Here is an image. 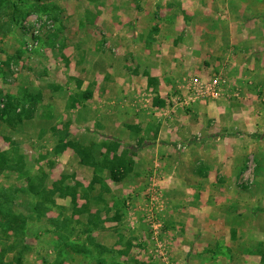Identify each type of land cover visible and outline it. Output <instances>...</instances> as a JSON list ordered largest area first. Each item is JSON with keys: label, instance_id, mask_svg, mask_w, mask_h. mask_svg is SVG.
<instances>
[{"label": "rangeland", "instance_id": "rangeland-1", "mask_svg": "<svg viewBox=\"0 0 264 264\" xmlns=\"http://www.w3.org/2000/svg\"><path fill=\"white\" fill-rule=\"evenodd\" d=\"M28 1L34 0H25V3ZM260 1L186 0L182 5L187 3L184 9L190 10L189 13L195 8L187 5H206L210 11H203L204 16H212L215 7L227 5L229 19L242 25L239 20L249 17ZM177 3L178 0H41L36 4L35 13H28L31 9L28 5L14 12L11 7L14 0H0V154L8 162L0 173V187L21 188L27 192L31 183H40L46 188L55 184L65 192L61 197L55 196L56 206L45 215L27 218L23 225L18 222L22 226L19 235L15 236L11 230L0 232L5 248H10L5 257H0L1 261L14 264L13 255L17 256L24 247L21 264H100L99 259L102 264H210L197 258L192 246L193 234L184 235L179 216L184 204L179 202L173 206L166 200L163 188L168 176L158 171L160 163L152 169H157L156 172L148 164L143 180L127 179L115 184L104 165L107 159L100 153L107 150L112 154L108 163L124 168L123 176L131 175L137 139L117 141L104 137L117 131L103 116L107 112L115 116L124 114L126 118L133 115L141 122L140 117H149L140 114L141 111L133 113L132 107L128 108L131 113H125L118 107L120 97L116 91L110 96L113 107H107L112 101L107 100L106 94L98 100L95 92L99 90L101 94L100 90L105 89L102 83L95 85L92 79L100 76L109 62L117 66V57L131 54V58L154 57L155 51L160 52V46L157 49L153 43L148 47L144 40L147 36L155 42L161 41L167 50L166 43L171 42L172 36L160 33L157 20L162 16V21L167 23L163 17L167 16L166 9ZM182 12L179 14L183 16ZM12 14L20 24L12 21ZM198 15L202 17L201 12L195 16ZM195 16L184 22L185 30L189 23L202 24ZM127 20L137 22L123 27ZM151 61L153 65L156 63L153 58ZM127 62L129 70L125 71L134 75L133 60ZM145 77L135 78V83L144 81L145 86L149 78ZM228 84L219 74H201L192 75L184 86L192 88V101L213 104L225 98L229 108H235L240 102V91ZM205 88L211 89L201 95L200 90ZM132 89L126 91L129 105L134 100L131 93L142 92L137 87ZM80 92L85 94V99H77L72 104L70 98H76ZM181 104L185 105L184 100ZM92 112L96 118L90 116ZM77 150L87 151V159L76 153ZM102 185L111 188L114 197L105 190L101 192ZM72 192L79 200L75 208L84 206L80 212L71 209ZM26 194L19 191L16 195L15 210L23 216H28L30 201L36 200ZM83 212L86 217L89 213L100 218L101 213H106L97 221L91 235L85 233L82 225L86 217L77 223L72 221L73 214L81 216Z\"/></svg>", "mask_w": 264, "mask_h": 264}, {"label": "crops", "instance_id": "crops-1", "mask_svg": "<svg viewBox=\"0 0 264 264\" xmlns=\"http://www.w3.org/2000/svg\"><path fill=\"white\" fill-rule=\"evenodd\" d=\"M185 1L178 0L177 6L166 9L167 16L163 17L167 23L162 16L157 20L160 33L172 36L171 42L166 43L167 50L161 41L147 36L144 40L148 47L153 43L157 49L160 46L154 57H117V66L109 62L103 73L92 79L105 89L100 90L101 94L99 90L95 92L98 100L104 94L111 100L116 91L120 97L118 107L125 113H131L128 108L132 107L133 113L141 111L149 117H140L141 122L133 115L126 118L124 114L115 116L107 112L103 116L117 131L104 137L137 139L131 175L126 174L117 182L111 176L109 179L115 184L127 179L143 180L148 164L156 172L152 169L159 162L158 171L168 176L163 188L166 200L173 206L184 204L179 216L184 235L193 234L192 246L198 259L210 264H264V0L256 3L249 17L239 20L242 25L229 19L227 5L215 7L214 18L210 14L204 16L203 11H210L206 5H187L195 8L189 13L184 9L187 3L182 5ZM200 12L202 17L195 16ZM111 15L116 17L115 13ZM194 16L202 24L192 26L188 22L185 30L184 22ZM127 21L123 27L137 22ZM128 60L135 65L131 76L125 71ZM123 73L125 76L121 77ZM201 74L224 76L228 86L240 91L237 107L229 108L225 98L213 104L192 101V88L184 85L192 75ZM146 75L149 78L145 86L144 81L135 83V78L143 80ZM131 87L142 92L131 93L134 100L129 105L126 91ZM83 95L80 92L76 98H70L72 104L77 99L84 100ZM183 100L185 105L181 104ZM111 101L107 107H113ZM90 116L96 118L93 112ZM100 153L107 159L104 165L109 171L104 170L110 174V168L115 167L108 163L112 154L107 150ZM122 169L113 170L122 174ZM112 192L108 188L109 195L114 197ZM105 214L101 213V218ZM83 217L86 216L73 214L72 221L77 223ZM87 217L92 216L88 213Z\"/></svg>", "mask_w": 264, "mask_h": 264}, {"label": "trees", "instance_id": "trees-1", "mask_svg": "<svg viewBox=\"0 0 264 264\" xmlns=\"http://www.w3.org/2000/svg\"><path fill=\"white\" fill-rule=\"evenodd\" d=\"M41 0H34L33 2L28 1V3H25V0H14V4H12V9L14 12H17L20 7H23L25 5H28L31 7L30 12L28 13H35V8L37 7L36 4L40 3ZM39 10V9H38ZM37 11V10H36ZM42 11L44 9L42 8ZM15 21L17 24H20V20L14 14H12V21ZM60 143H64L63 141ZM59 146H56V150H59ZM78 153L83 157V159H87L88 152L87 151H78ZM112 165V164H111ZM8 166L7 159H5V156L3 154H0V173L3 172L5 167ZM117 169V167L110 168V176L111 179L115 182L121 181L123 179V175L121 173H118L114 171L113 169ZM119 168V167H118ZM107 191L108 189L106 186L102 185V190ZM20 191L22 192L23 195L28 196L26 193L30 194L35 200V202H31L28 204V216H23L21 213L17 212L15 210V205L17 201V193ZM59 191L61 194H59ZM63 194H65L64 190L62 191L61 187L56 186L55 184L51 188H46L44 185L40 183H31L28 185V191H24V189L21 188H14L13 190H6L4 187H0V232L7 233L8 231H12L15 236L19 235L21 232L20 227H22L23 224L26 223L27 218L28 220L34 217L40 218L41 216L45 215L51 208L52 206H56L55 203V196L61 197ZM56 196V197H57ZM74 193H71V198L73 197V206L72 210H77L80 212V209L83 210L84 206H80V208H75L77 207L76 205V198L74 197ZM87 196V195H86ZM30 197V196H29ZM30 197V198H32ZM96 202L98 203L99 201L96 199ZM106 205V203H104ZM104 205V206H105ZM60 210H63L60 208ZM81 210V211H82ZM108 212V211H106ZM85 212H83L82 215H84ZM117 218V217H116ZM87 221L82 224L86 228V234L91 235V233L94 231V229L97 228V221H99L101 218L98 215L95 217H86ZM93 219V220H92ZM61 221V220H59ZM19 222V224H18ZM64 223V221H63ZM82 231V230H81ZM102 248V247H100ZM10 250L9 247L4 246L0 239V257H5L6 256V251ZM24 253V247L18 252V255L15 256L13 255V263L14 264H21L22 262V257ZM98 263L102 264L103 261L101 259L97 260ZM0 264H6L4 261H1L0 259Z\"/></svg>", "mask_w": 264, "mask_h": 264}, {"label": "built area", "instance_id": "built-area-1", "mask_svg": "<svg viewBox=\"0 0 264 264\" xmlns=\"http://www.w3.org/2000/svg\"><path fill=\"white\" fill-rule=\"evenodd\" d=\"M207 89H211V88H205V90H203V91H202V90H200V91H201V92H200V94H201V95H205V94H206V91H207Z\"/></svg>", "mask_w": 264, "mask_h": 264}]
</instances>
